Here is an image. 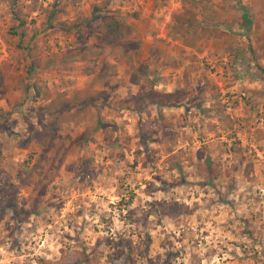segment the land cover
Segmentation results:
<instances>
[{
  "label": "rangeland",
  "instance_id": "rangeland-1",
  "mask_svg": "<svg viewBox=\"0 0 264 264\" xmlns=\"http://www.w3.org/2000/svg\"><path fill=\"white\" fill-rule=\"evenodd\" d=\"M261 1H190L192 48L168 35L182 0L0 1V264H264ZM106 16L126 26L113 44ZM33 84L104 91L107 122L51 128Z\"/></svg>",
  "mask_w": 264,
  "mask_h": 264
},
{
  "label": "trees",
  "instance_id": "trees-1",
  "mask_svg": "<svg viewBox=\"0 0 264 264\" xmlns=\"http://www.w3.org/2000/svg\"><path fill=\"white\" fill-rule=\"evenodd\" d=\"M2 1V0H0ZM190 1H196L198 4L207 5L211 4L212 0H182V7L175 9L171 17V25L169 27L168 35L179 39L181 44L185 47H195L198 40L205 38L208 34L207 27H201L196 11L189 4ZM262 8L264 9V0L261 1ZM99 10V7L94 6V11ZM20 24L17 29H13V35L16 34L18 28H23L21 31V38L28 36V30L24 29L25 21L23 18L19 19ZM99 25L98 32L103 41L108 44H113L118 36L126 31L124 23L112 16L104 18L93 19ZM92 23V22H91ZM22 44H28L21 41ZM184 83L189 82V73L184 72ZM132 84H137V80L131 79ZM32 88L37 97L46 100L48 120L47 124L54 129H60L66 126H77L94 114L98 117L101 124H105L107 119L102 115L100 106L105 102L104 91L92 90H75L71 94L66 91H59L57 89H46L40 85L33 84ZM26 90L29 87H25ZM187 96L185 88L178 90L174 93H148L145 92L141 95H130L127 99H121L116 102L119 110L132 109L140 110L145 105L157 106H175L176 103L182 101ZM149 121L142 126V131L148 130ZM252 164H246L244 170L245 175L249 176L252 172ZM181 206L179 203L174 202L169 206V213H179Z\"/></svg>",
  "mask_w": 264,
  "mask_h": 264
},
{
  "label": "crops",
  "instance_id": "crops-1",
  "mask_svg": "<svg viewBox=\"0 0 264 264\" xmlns=\"http://www.w3.org/2000/svg\"><path fill=\"white\" fill-rule=\"evenodd\" d=\"M176 92V91H175ZM163 93H174V92H163ZM181 102V101H180ZM176 104H179V102L178 103H176ZM145 106H147V107H151V106H154V107H160V108H171V107H175V106H157V105H145ZM145 106H143V107H145ZM142 107V108H143ZM141 110V109H140Z\"/></svg>",
  "mask_w": 264,
  "mask_h": 264
}]
</instances>
